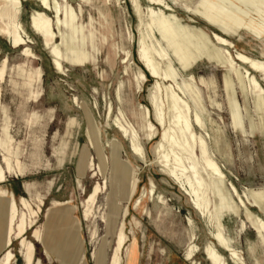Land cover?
I'll return each mask as SVG.
<instances>
[{
  "label": "rangeland",
  "instance_id": "1",
  "mask_svg": "<svg viewBox=\"0 0 264 264\" xmlns=\"http://www.w3.org/2000/svg\"><path fill=\"white\" fill-rule=\"evenodd\" d=\"M57 1L71 6L77 26L84 30L87 63L70 64L63 53V73L54 70L48 51L29 26L32 11L41 10L37 0H21L18 16L29 43L14 48L0 35V66L7 61L0 82V170L7 171L5 158L13 166L17 158L24 169L23 175L7 173L0 188L13 194L19 213L24 212L18 203L21 197L33 210L42 201L33 231L39 230L44 242H34L33 231L25 235L35 247L34 259L41 264H109L123 225L127 243L123 264H210L203 248L212 242L210 235L216 229L193 209L179 186L159 172L153 149L162 129L148 141L140 124L138 105L149 108L156 124L150 102L154 80L147 79L141 90L137 89L135 73L142 68L137 53L140 30L131 0ZM139 1L146 16L149 3ZM162 1L170 10L147 21L155 31L154 41L166 53V60L161 61L163 69L186 92L178 94L190 105L191 116L196 111L202 118L204 129L197 126L195 131L205 139L209 157L222 170L225 186L231 189L233 185L247 204L236 213L237 205L228 192L217 196L219 229L246 264H264V235L255 222H264V93L251 91L246 81L237 79L235 72L241 75L246 66L235 61L233 70L223 56L225 50L233 57L239 52L264 65V0ZM213 34L231 42L233 48L219 46ZM57 41L64 51V42L59 37ZM24 47L30 48L34 58L22 56ZM126 53L130 59L124 64ZM252 75L264 89L260 75ZM160 101L167 120L164 92ZM86 113L99 130L100 145L107 156L104 176H96L97 170L86 164L85 170L79 169L85 153L87 164L93 161L95 169L99 164L85 137ZM117 116L138 132L146 163L130 152L128 141L112 127ZM115 142L121 165L128 164L137 178L132 195L122 171L113 174L111 170ZM196 153L199 157V148ZM204 179L208 182L206 176ZM96 185L102 191L94 201L93 217L84 221L82 206ZM253 200L255 207L250 205ZM210 201L212 205V196ZM53 202L68 204L58 207ZM245 213L251 216L250 221ZM53 215L63 216L68 225L54 220ZM3 235L1 231L0 237ZM190 243L199 248L194 263L185 260ZM11 249L13 263L23 264L19 242L14 241ZM216 249L227 264H233L228 253Z\"/></svg>",
  "mask_w": 264,
  "mask_h": 264
},
{
  "label": "bare ground",
  "instance_id": "2",
  "mask_svg": "<svg viewBox=\"0 0 264 264\" xmlns=\"http://www.w3.org/2000/svg\"><path fill=\"white\" fill-rule=\"evenodd\" d=\"M37 1L41 10L32 11L29 19V26L30 30L41 39L44 49L48 51L54 70L58 74L63 73V66L61 65L64 58L63 53L65 55V60L70 64L83 65L87 63L89 60V54L86 51V37L84 30L77 26V16L71 6H62L57 0ZM146 1L149 3L150 7H148L149 9L145 16L140 1L131 0L140 30L137 53L138 61L142 64V68L138 67L137 73H135L137 89L141 90L143 83H145L147 79L154 80V89L150 95V102L155 112L156 124L151 121L149 108L143 105H138L137 110L138 115L140 116L142 130L145 133V138L148 141H153L157 136L158 130L162 129L160 139L153 149L154 161L161 169L159 172H161L163 176L174 181V183L179 186L180 190L188 196L193 209L216 229L215 232L210 235L212 242H208L203 248L205 259L210 264H227L224 256L217 251L216 247H218L229 254L233 264H246L239 253L228 245L219 229L220 223L215 200L221 193L228 192L237 205L236 213H238L240 208H247V204L233 185L230 186L231 189H229L227 185L225 186L224 182L226 178L222 170L209 157L205 139L201 134H198L195 131V127L197 126L204 129L202 118L196 111H194V115L191 116L192 110L190 105L178 94V92H181L185 95L186 92H184L182 87L173 81L171 74L165 71L161 64V61H165V57L167 56L161 49L159 43L154 41V39H156L155 31L147 19L149 17H154L155 14L162 15L163 10H170V8L162 0ZM153 6H158L160 8L159 11H156ZM20 9L21 0H0V35L8 38L14 48L24 46L30 40L23 30L21 23L18 21V16L21 11ZM48 13H51L53 16H49ZM62 29L66 30L65 34L62 33ZM55 30H57L58 36ZM58 37L64 42V51L61 50L62 43H58L57 41ZM212 39L216 40L221 47L233 48L231 42L217 34H213ZM22 56L34 58L29 47H24L22 49ZM223 56L228 66L233 70H236L235 61L246 66V68L242 69L241 75L237 71L235 72L237 79L246 81L251 91L253 90L261 92L262 94L264 93V89L261 87L255 76L252 75V73L259 74L261 81L264 83L263 64L239 52H236L235 57H233L228 50H225ZM129 59L130 54L126 53L123 63H128ZM6 63L7 61L4 60L0 66V82L3 81L6 73ZM41 74L42 73L39 72V77H41ZM163 92L165 94L166 108L168 110L167 120L165 119V111L163 110L164 103L163 101H160V95H162ZM109 111L111 114V106L109 107ZM120 115L124 118L122 112H120ZM193 118L194 120H192ZM86 120L87 129L85 131V137L87 138L88 146L95 150L99 164L96 169L94 168L93 161L88 162L87 164V153H85L81 155L79 169L83 171L85 170L86 165H88L90 169L93 168L92 171L95 172L97 170L95 172L96 176H104L108 163L105 151L100 145L99 130L93 125L92 119L87 113ZM112 127L117 129L122 135V138L128 141L130 152L139 161L146 163V153L141 144V138L130 122L125 119L124 121H121L117 116ZM4 131L7 138L10 140L7 133V127ZM197 148H199V157L196 153ZM118 149L119 144L115 142L112 146L111 170L113 174L122 171L124 179H126L130 186V192L132 195L136 188L137 178L134 170H132L128 164L121 165L118 157ZM4 161L7 171L0 170V185L6 182L7 173H14L16 175H23L24 173V169L20 166L17 158L14 159L15 166H13L11 160L8 158H5ZM204 176L208 178V182H206ZM101 191L102 187L96 185L88 198L84 201L82 206V217L84 221H88L93 217V204ZM152 194L153 186L150 190V195ZM251 194L253 197L255 196V198H260L253 193ZM211 196L214 198V203L212 205L210 201ZM235 197L237 198V201L235 200ZM4 200H6L5 203L3 202ZM18 203L23 208L24 212L19 213L17 201L13 194L7 193V191L0 188V232H4V235L0 237V254L2 255L0 264H16V262L13 263L15 257L13 255L14 252H12L11 249L14 241L19 242V247L21 249L20 256L23 264H41L39 260L34 259L35 247L31 241H28L25 238V235L29 230L33 231L34 226H36L42 201H39L37 210H33L29 201L24 197H21ZM66 204L68 203L53 202V205L58 207ZM250 205L255 207L256 200H253ZM245 214L247 216V221H250L251 216L247 213ZM53 216L54 220L56 219L59 222L63 221L65 222V226L68 225V222L65 221L66 219L63 216ZM255 222L259 231L264 235V222L261 220H256ZM123 229L124 226L121 225L113 253L109 258V264L124 263L123 253L127 243ZM49 236L52 237L51 235ZM31 237L36 243L44 242L43 236L37 229L32 232ZM198 250L199 248L195 244L190 243L186 251L185 260L193 262L195 253H197ZM48 251L49 249L45 247L44 253L47 254ZM125 255L128 259L130 255L128 248L125 251Z\"/></svg>",
  "mask_w": 264,
  "mask_h": 264
}]
</instances>
